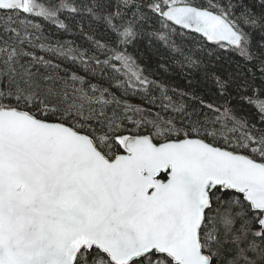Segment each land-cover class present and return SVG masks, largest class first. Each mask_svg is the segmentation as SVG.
<instances>
[{
	"label": "snow or ice",
	"instance_id": "1",
	"mask_svg": "<svg viewBox=\"0 0 264 264\" xmlns=\"http://www.w3.org/2000/svg\"><path fill=\"white\" fill-rule=\"evenodd\" d=\"M0 264H264V0H0Z\"/></svg>",
	"mask_w": 264,
	"mask_h": 264
},
{
	"label": "trees",
	"instance_id": "2",
	"mask_svg": "<svg viewBox=\"0 0 264 264\" xmlns=\"http://www.w3.org/2000/svg\"><path fill=\"white\" fill-rule=\"evenodd\" d=\"M253 0H249L251 4ZM34 22L40 23L43 25V35L50 38L51 41L59 40H75L76 44H85V39L83 36L80 35L79 31L73 30L72 32H64L63 30H59L57 26L51 24L50 21L44 20V18H36ZM131 51V49H129ZM150 54L146 51L144 52V56L147 57ZM236 56L231 57V64L226 66H234L237 61ZM142 63L144 60L142 59ZM225 63V61H221ZM243 63V61H240ZM149 67L155 69V58L149 64ZM160 75L164 78V80L171 86V87H179L184 89L185 91H194L197 95H206L210 96L214 90V86L211 81H205L200 73H193L189 79L192 80L191 87L186 86V79L185 75L181 72L180 69L176 68L170 71L167 74L160 73ZM133 102L139 103L140 101L134 100ZM234 104L239 108L240 114H248L253 111L252 106L247 105L246 103H242L240 101H234Z\"/></svg>",
	"mask_w": 264,
	"mask_h": 264
}]
</instances>
